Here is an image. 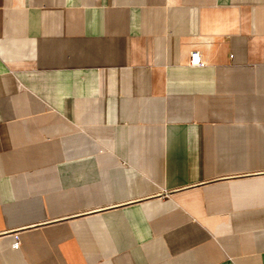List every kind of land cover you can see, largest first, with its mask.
<instances>
[{
	"label": "crops",
	"instance_id": "crops-1",
	"mask_svg": "<svg viewBox=\"0 0 264 264\" xmlns=\"http://www.w3.org/2000/svg\"><path fill=\"white\" fill-rule=\"evenodd\" d=\"M0 264H264V0H0Z\"/></svg>",
	"mask_w": 264,
	"mask_h": 264
},
{
	"label": "built area",
	"instance_id": "built-area-1",
	"mask_svg": "<svg viewBox=\"0 0 264 264\" xmlns=\"http://www.w3.org/2000/svg\"><path fill=\"white\" fill-rule=\"evenodd\" d=\"M198 52L193 51L190 53V66L197 67L199 66Z\"/></svg>",
	"mask_w": 264,
	"mask_h": 264
}]
</instances>
